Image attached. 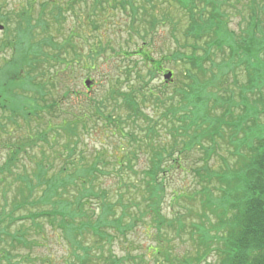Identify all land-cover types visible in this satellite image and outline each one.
<instances>
[{
  "label": "trees",
  "instance_id": "1",
  "mask_svg": "<svg viewBox=\"0 0 264 264\" xmlns=\"http://www.w3.org/2000/svg\"><path fill=\"white\" fill-rule=\"evenodd\" d=\"M100 1L94 0L92 11H96ZM221 1L218 3L217 0H164L166 5L178 9L187 22L186 30L184 28L182 32L186 42L183 43L184 51L180 50L181 46L174 55L175 61H179L182 67V72L179 76L172 72L173 89L170 94L163 91L155 95L151 89L144 93L139 87L133 91V95L114 88L108 93L111 99L122 98L120 99L122 102H119L121 104L117 106L125 110L130 126L140 127L138 124H143L140 127L142 132L138 131L141 138H136L138 135L134 136L132 132L127 133V136L135 141L132 143L138 149L126 154L125 166L130 167L133 161L138 160L136 153L143 155H145L143 151L148 153V167L140 173L132 171L136 181L117 175L113 202H110L112 199L105 189L95 191L90 189L86 192L80 190L78 195H73L79 190V184H82L81 181L73 184L75 177L68 176L71 171L69 166H74L77 162L76 156L73 155L75 153L73 147L76 144H67L64 147L60 153L62 160L58 169L54 170L49 162L45 166L44 161L48 157H42L35 163L34 169L26 173V168L19 162L18 156H28L25 145L28 143V150H32L34 145L37 146L35 140L44 136L43 134L36 136V132L33 134L30 132L31 136L13 139L15 142L8 143L9 147L4 145L7 156L3 168L11 171V168L20 166L24 173L17 176L21 181L16 191L17 197L12 200L10 213L1 214L0 225L5 221L8 227L19 222H29L33 226L45 220L52 228H58L66 240L74 259L68 264H96L95 260L103 258L105 264H120L121 260L110 251L106 257L102 250L93 256L89 247L82 245L80 240L82 233L91 232L99 241H111L113 237L106 229H115L123 237L125 230L130 228V223H123L124 219L143 220L148 216L158 233L164 226L173 227L178 232L188 230L190 239L202 249L197 251L192 259L180 260L179 264H264V124H261L262 120L260 121L261 116L264 118V8H260L264 0L263 2L250 0L248 16H242L244 27H240L238 31L229 29L227 15L219 8L222 7ZM47 2L57 8L62 7L59 5L60 1ZM80 2L85 0H72L69 3L71 13L75 10L74 5ZM124 4L130 7L134 22L138 10L132 0H121L119 6L123 10ZM142 12L147 13L146 9H142ZM151 17L150 28L154 30L158 21ZM27 19V15L22 17V24L19 25L18 31L16 30L17 36L12 43L0 44V48L3 50L9 48L13 55L7 64L8 69L0 72V111L8 113L7 121L14 125L17 113L23 120H27L29 116H35L37 113L53 111L58 104L57 100L55 102L48 100L51 95L48 87L55 86L54 77L48 75V66L53 68L57 64L56 58H60V55L51 57L49 54L57 50L63 51L58 62L62 71L72 69L74 64L85 62L80 53L75 52V46L65 43L66 41L57 47L59 49L53 47L50 37L47 38L50 43H21L26 41L27 37L35 39L30 33L33 26L27 24ZM6 20L2 18L0 9V23ZM161 22L165 24L167 18L164 16ZM132 25L133 32L137 33ZM144 31L147 35L148 32ZM152 34L147 37L151 38ZM146 39L142 37L143 43L135 54L152 66L153 71L159 73L163 69L162 61L152 57L150 51L152 43ZM102 50L104 49L98 45L94 56L98 57ZM72 51L76 54L73 58L71 55L68 56ZM124 56V59L131 57L127 53H124ZM92 58L88 55L86 59ZM14 64L16 66L12 70L11 65ZM127 70L126 76L131 74L130 69ZM86 71H90L88 67ZM135 72L136 79L144 84L145 76L139 71ZM240 73L246 80L240 92L236 94L239 101L234 100L233 92L228 96L221 93L220 96L217 95L225 85L224 80L228 75H232L235 80V75ZM208 75L210 76L207 77ZM166 86L168 85L164 84L163 87ZM17 89L21 90L22 94L29 93L32 96L29 98L23 96L24 94L18 96ZM226 91L227 89H224V92ZM61 96L63 97L64 93ZM137 96H140L139 103L136 101ZM150 100L154 102V108L158 113L159 118L156 120L146 115L140 107ZM91 101L93 119L107 124V127L112 125L116 131L122 129L119 119L105 113L106 101L94 99ZM214 103L220 104L219 108H224L220 116L213 113ZM27 105L32 106V112L27 109ZM235 111H239V114L235 115ZM85 114L74 115L73 121L63 123V129H66L71 138L74 137L77 127H85ZM139 121L141 122L137 123ZM225 136L231 143L237 142L238 150H244L243 155L238 157L232 168H229L221 158L224 168L216 171L210 167V157L218 146L217 140L224 141ZM195 149L202 151V157L198 160L202 165L194 169L188 167L184 171L190 170L200 188L193 194L186 192L184 188L182 189L184 191H177L171 195L172 201L178 200L181 196L190 197L192 202L195 199L198 201L196 222L190 224L187 229V224L182 222L183 217L179 213L173 215L176 216L173 220L165 218L161 212V205L166 195V183L171 179L170 172L175 169L182 170L183 160H187L188 154ZM95 166L91 168L94 174L97 170ZM53 172L58 174L51 175ZM2 183L3 180L0 179V186ZM41 186L45 187L46 192L43 196L35 198ZM127 194L131 199H127ZM4 196L7 199L6 195ZM33 206L41 210L14 218V214ZM85 207L91 209L90 215L85 213ZM116 207L120 209L119 215H116ZM130 210L135 213L132 214ZM77 218H86V221L75 222ZM3 229L0 228V238L7 236L13 239H10L11 241H24L26 234L24 230L19 229L15 236L9 235ZM213 252L216 253L217 259L208 263L207 258ZM163 258L165 261L163 263L167 264L169 255L163 254Z\"/></svg>",
  "mask_w": 264,
  "mask_h": 264
},
{
  "label": "rangeland",
  "instance_id": "2",
  "mask_svg": "<svg viewBox=\"0 0 264 264\" xmlns=\"http://www.w3.org/2000/svg\"><path fill=\"white\" fill-rule=\"evenodd\" d=\"M57 1H60L59 5L62 7L57 8V6H53L47 0H0L2 18L4 20L7 18L6 21L0 23L2 26V30H0V44L12 43L16 39V30L18 31L19 25L22 24V17L27 15V24L29 23L31 27L33 26L31 28L33 31L30 30V33L35 39L27 37L26 41H22L21 43H50L47 39L50 37L54 45L53 47L56 46L55 48L59 49L57 47L66 41L65 43L75 46V52H79L85 61L81 64H74L72 69L62 71V67L58 62L62 57L61 52L63 51L57 50L55 53L49 54L51 57L60 55V58H56L55 62L57 64L53 68L49 66V69L47 68L49 71L48 75L54 77L55 84L54 88L48 87L51 91L48 100L51 102L58 101L53 111L49 110V112L43 111L37 113L35 116H29L27 120H23L17 113L14 119L15 125L7 121L8 113L0 111V171L5 169L3 168V164L7 152L4 145L15 142L13 139L31 136L30 132L32 134L36 132V136H40V134L44 135L35 140L37 146L34 145L35 147L33 146L32 150H28L29 145L27 143L25 148L27 149L28 156H18L19 162L26 168V173H30L34 169L35 163H38L42 157H48L44 161L45 166L49 162L54 170L58 169L62 160L60 153L63 152L64 147L67 144H76L73 147L75 149L73 155L76 156L77 162L74 163V166H69L71 171L68 173V176L75 177L73 184L80 181L82 184H79V190L74 192L73 195H78L80 190L86 192L90 189L94 191L96 189H105L108 191L110 199H112L110 202H113L115 199L114 193L116 191L117 175L125 176L124 179L128 178L136 181L132 171L140 173L141 170L143 171L148 167V153L144 151L145 155L139 152L136 153L138 160L133 161L130 167L125 166L126 154L129 151L138 149L132 143H135V141L128 137L127 133L132 132L134 136L138 135V131L142 132L140 127L143 124H138L140 127L130 126L131 123L128 121V117H126L125 110H121L117 106L121 104L119 102L122 98H120L121 100L117 97L111 99L108 93L111 88H114L122 93L133 95V91H136L139 87L144 93H147V90L151 89L155 95L163 91L170 94L173 84L164 88L163 73L160 74L157 71H153L152 66L146 64L136 56L135 51L143 43L142 37L147 38L146 40L152 43L150 47L152 57L157 61H162V70L177 73L178 76L181 75L182 67L179 61H175L174 55L181 46L180 50L184 51L183 43L186 42L182 36V32L184 28L186 30L187 22L178 9L172 5H166L164 0H132L134 7L138 10V15L134 19L135 23L132 22L134 16L130 13V7L124 4L123 10L119 6L121 0H113V2L111 0H101L100 5L96 7V11H92L94 0H85V2L74 5L75 10L73 13L69 9V3L72 0ZM217 1L220 3L221 0ZM221 2L222 7L219 8L227 15L229 29L238 31L240 27L243 28L244 22H242V16H248L247 9L250 0H223ZM260 8H264V2L261 3ZM142 9H146L147 13L144 14ZM151 16L155 17L158 21L154 30L150 28ZM164 16L167 18L165 24L161 22ZM139 19L141 20L139 21ZM131 25L133 29L137 30V33L133 32ZM144 30L148 32V37L153 31L151 38H148L144 34ZM187 43L191 42L187 41ZM98 45L104 50L101 51L98 57H95L94 53H97ZM43 47L47 49V47ZM1 49L0 72L3 73L8 69L7 64L13 55L12 51H9V48ZM124 53L131 55V57L124 59ZM69 55L73 58L76 54L72 51V54L68 53ZM88 55L91 58L95 57V59L87 60ZM11 66H13L11 69L14 70L16 64ZM87 67L90 70L88 72L86 71ZM127 69L131 71V74L128 76L125 74L128 71ZM135 71H139L141 75L145 76L144 84L136 79ZM87 76L88 78H86ZM231 76L228 75L225 78V85L222 86L223 88L218 91L217 95L220 96L221 93L223 96H228L230 92H233L235 94L234 100L239 101L236 94L240 92L246 79L242 73L235 75V80ZM86 79L93 82V86L89 92L86 91L83 85V81ZM18 89L16 94L18 96L23 95L24 93L22 94V91ZM224 89H227V91L224 92ZM62 93H64L63 97L61 96ZM25 95L27 98L32 96L29 93L23 96ZM137 98L136 101L139 103L140 96H137ZM93 99L106 101L105 113L112 115L115 119H119L122 129L116 131L112 125H108L107 127V124L98 119H93V111H91V100ZM219 105H215V109L213 110L216 116H220L224 111V108H219ZM17 106L19 107V103H17ZM31 107V105H27V109L30 112H32ZM140 107L153 120L159 118L154 108V102L151 100ZM80 113H86L84 118L85 127H77L74 137L71 138L66 129H63V123L67 122L68 124V122L73 121L74 115H79ZM234 114L238 115L239 111H235ZM263 119L261 116V124H264ZM138 137L141 138L142 136L138 135L136 138ZM136 138L135 140L137 141L138 139ZM70 139H72L71 142L69 141ZM217 144L218 146L213 151V155H210V167L216 171L224 168L220 160L221 158L225 160L229 168L234 167V163L238 161V157L243 155L244 150H238L236 146L237 142L231 143L226 136L224 141L217 140ZM41 154L45 156H41ZM201 157L202 151L195 149L188 154L187 160H183L182 170L175 169L170 172L171 179L166 183V195L161 205V212L165 218L173 220L176 217L173 215L179 213L183 217L182 222L187 224V229L190 224L196 222L197 213L195 212L199 206L198 201L195 199L192 202L193 200L190 197L184 198L182 196L178 200L172 201L171 195L177 191H184L182 190L184 188L186 192L193 194L200 188L190 170L189 172H185L184 170L188 169V167L194 169L201 166L202 164L198 161ZM94 166L97 168L96 174L93 173V169L91 170ZM23 173L20 166L11 168V171L5 169L0 172V179L3 180L0 186V218L3 212L6 214L10 213L12 200L17 197L16 191L21 185V181L17 176ZM53 173L51 175L58 174ZM44 192H46L45 187H39L35 198L43 196ZM3 195H6L7 199ZM126 196L127 199H131L128 194ZM36 207H27V210L14 214V218L41 210V208ZM115 210L116 215H119L120 209L116 207ZM84 211L88 215L92 213L89 207H85ZM130 211L132 214L135 213V211ZM172 211L174 212L172 213ZM184 217H186V220H184ZM85 221L86 218H77L75 222ZM123 223H130V228L125 230L123 237L115 229L109 228L106 231L111 234L113 239L111 241H99L91 232L85 231L82 233L80 239L82 245L89 247L90 253L93 256L98 255L102 250L106 257L108 251H110L117 259L121 260L120 264H164L163 254L169 255V262L167 264H179L180 260H190L195 256L197 251L202 250L190 239L188 230L178 232L173 227L165 228L164 226L160 228L161 231L158 233L148 216L143 220L134 221L126 218ZM6 225L7 222L4 221L0 225V228H4L3 230L7 231L9 235L16 236V232L19 229L24 230L26 234L24 241L21 242L11 241L13 239L11 237L7 238V236L0 238L1 264H68L74 261L61 231L56 227L52 228L47 221L41 220L39 225L35 224L33 226L29 222L15 223L10 227ZM85 229L87 230V228ZM150 248L151 251H149ZM156 250L157 253H155ZM216 259L217 255L213 252L208 256L207 261L208 263H212ZM103 260L104 258L95 261L97 262L96 264H102ZM103 264L105 263L103 262Z\"/></svg>",
  "mask_w": 264,
  "mask_h": 264
},
{
  "label": "water",
  "instance_id": "3",
  "mask_svg": "<svg viewBox=\"0 0 264 264\" xmlns=\"http://www.w3.org/2000/svg\"><path fill=\"white\" fill-rule=\"evenodd\" d=\"M2 29V27L0 26V30ZM171 73H167V74H165L164 76H163V79L165 80V81H169L170 79H171ZM86 86L87 87H89L90 86V83L89 82H86Z\"/></svg>",
  "mask_w": 264,
  "mask_h": 264
}]
</instances>
